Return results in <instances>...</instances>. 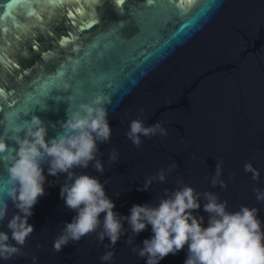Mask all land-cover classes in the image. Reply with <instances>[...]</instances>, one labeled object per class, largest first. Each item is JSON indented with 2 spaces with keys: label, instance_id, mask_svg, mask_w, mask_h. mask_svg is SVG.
<instances>
[{
  "label": "water",
  "instance_id": "1",
  "mask_svg": "<svg viewBox=\"0 0 264 264\" xmlns=\"http://www.w3.org/2000/svg\"><path fill=\"white\" fill-rule=\"evenodd\" d=\"M101 91L112 99L105 105L112 136L98 153L105 171L91 163L74 171L107 181L115 212L128 216L133 205H158L165 189L176 190L182 180L197 192L217 193L229 211L257 208L264 226V202L253 191L264 190V0H0V142L8 145L0 152V197L7 199L14 130L36 115L51 139L67 113ZM138 117L145 126L161 122L168 135L142 136L137 148L126 133ZM112 149L119 153L115 162ZM217 162L226 191L210 183ZM246 162L259 170L258 181L244 171ZM173 163L178 167L165 182L141 190L146 178ZM44 175L45 195L28 219L34 232L22 247L27 255L0 264H32L33 256L37 264H147L131 249L154 235L150 225L131 245L130 232L115 249L92 233L55 252V238L76 213L60 196L66 174L48 175L45 165ZM200 204L193 215L207 227L202 198ZM15 212L9 200L0 222L9 236ZM107 250L115 256L102 262ZM187 255L185 245L159 264H184Z\"/></svg>",
  "mask_w": 264,
  "mask_h": 264
},
{
  "label": "clouds",
  "instance_id": "2",
  "mask_svg": "<svg viewBox=\"0 0 264 264\" xmlns=\"http://www.w3.org/2000/svg\"><path fill=\"white\" fill-rule=\"evenodd\" d=\"M63 88L67 91L71 84L66 82ZM111 104V97L101 91L89 102L81 103L78 110L67 113L66 121L59 122L62 130L51 139L46 140L48 128L36 115L30 122L26 121V128L17 127L14 130L13 141L17 147L12 148L9 155L7 199L0 197V222L8 217L9 200L18 212L7 223L11 236L0 231V260L27 255L22 252V247L34 232V226L28 223L33 207L39 197L45 195L46 165L48 175L66 174L60 196L66 207L76 213L53 242L57 253L70 242H79L92 233L97 234L101 243L107 237L110 243L104 244L105 248L115 249L121 237L130 232L126 243L131 245L134 237L150 225L154 235L143 241V247L131 249L139 257H146L147 264H159L167 255L184 249L185 245L188 246V255L184 264H264V226L257 218L259 210L255 207L241 205L238 211H229L228 201H220L217 193H200L178 180L181 186L171 191L165 189L158 205H133L130 215L122 216L114 211L115 204L105 191L107 181L102 183L98 177L74 171L77 168L86 169L90 163L97 172L102 174L105 171L98 153L99 144L108 143L112 136L109 113L105 107ZM22 132L23 136L20 135ZM157 135L166 137L168 130L161 122L145 126L139 117L130 122L126 133L137 148L142 144V136L151 138ZM4 151H8V145L0 142V152ZM118 156L116 149H112L109 162L117 161ZM192 158L195 159V156ZM177 167L173 163L149 176L141 190L147 191L153 181L165 182L167 174ZM244 171L252 174L253 181L259 180L260 172L251 162L244 164ZM221 177V163L217 162L210 183L212 187L219 186L226 191L227 183ZM253 191L256 200L264 202V190L257 187ZM201 198L204 200L203 209L209 214L207 227L202 226L203 216L193 215V211L201 207ZM102 213L105 215L101 220ZM123 221H127V229ZM114 256V250H107L100 260L110 262ZM37 259L33 256L32 264H37Z\"/></svg>",
  "mask_w": 264,
  "mask_h": 264
},
{
  "label": "snow or ice",
  "instance_id": "3",
  "mask_svg": "<svg viewBox=\"0 0 264 264\" xmlns=\"http://www.w3.org/2000/svg\"><path fill=\"white\" fill-rule=\"evenodd\" d=\"M117 3H123V0H117Z\"/></svg>",
  "mask_w": 264,
  "mask_h": 264
}]
</instances>
